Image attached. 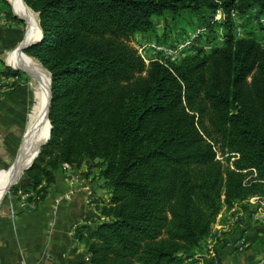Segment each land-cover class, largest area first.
Instances as JSON below:
<instances>
[{
  "label": "trees",
  "instance_id": "trees-1",
  "mask_svg": "<svg viewBox=\"0 0 264 264\" xmlns=\"http://www.w3.org/2000/svg\"><path fill=\"white\" fill-rule=\"evenodd\" d=\"M24 2L42 31L24 53L51 75V131L11 192L39 206L66 166L97 168L108 201L77 231L88 263L191 264L223 213L264 196V43L228 28L209 54L147 67L129 43L154 31L153 15L220 11L231 27L264 0ZM209 143L238 155L233 169Z\"/></svg>",
  "mask_w": 264,
  "mask_h": 264
},
{
  "label": "rangeland",
  "instance_id": "rangeland-1",
  "mask_svg": "<svg viewBox=\"0 0 264 264\" xmlns=\"http://www.w3.org/2000/svg\"><path fill=\"white\" fill-rule=\"evenodd\" d=\"M0 11V45H2V48H0L2 50V53H0L1 71L4 68L11 69L7 60L11 52L22 40L25 23L19 20V17L13 13L8 0H0ZM34 14L36 15V13ZM38 19L39 17H37V21ZM152 21L154 23V31L152 33L137 34L129 43L137 55L143 59L146 67L153 61L159 63L167 60L180 62L183 58L187 56L192 57L199 51L209 54L223 46L225 35L229 32V29L235 39L254 38L264 43V9L262 13L258 9H255L245 16H237L235 13L230 14L231 27L225 26L226 19L220 11H217L214 15L205 12L201 15L181 13L174 19L168 15H153ZM24 55L30 57L26 53ZM14 72L18 73L17 78L6 77L0 74V178L8 171L16 159L18 153L17 142L22 134L24 106L29 100L28 91L31 88L29 78L26 74L20 71ZM65 168L63 173L59 174L56 178L55 184L51 187L46 199H48L53 189H55L57 181L62 176L64 177ZM93 169L98 170L97 168L89 170L86 167V172H91ZM98 175L93 177L88 185L89 190L84 192L82 198V200L88 201L87 203L89 205L92 204L94 208L96 207L97 201H108V192L102 187V182ZM87 176L89 178L90 175ZM25 182L26 177L23 175L18 183L9 189L0 204V213L5 209L6 211L8 210L7 215L14 213V211L18 212L19 209L29 211H35L37 209L38 206L33 202L35 201L33 192H19L15 195L11 192L13 187H23ZM90 184H96L95 189L92 191H90ZM72 195L69 192L66 197L70 198ZM28 199H32L31 202H28ZM248 223L254 224L256 231L259 230L258 226L264 228V196L250 197L236 204L228 212L223 213L217 222L211 226V229H215V241L207 236L188 263L210 264L212 262L210 250L211 252L213 250L221 262L218 252L220 242L229 240L228 244L233 246V240H231L233 239V235H237L239 239H244L247 245L243 252L239 254L248 251L256 244V240L252 242L241 236L243 234H241L240 230L244 229V226ZM94 225L89 224V226ZM71 226V232L73 235H76L79 228L83 225L74 223ZM209 247L211 248L210 250ZM261 261H264V257L254 264H261Z\"/></svg>",
  "mask_w": 264,
  "mask_h": 264
},
{
  "label": "crops",
  "instance_id": "crops-1",
  "mask_svg": "<svg viewBox=\"0 0 264 264\" xmlns=\"http://www.w3.org/2000/svg\"><path fill=\"white\" fill-rule=\"evenodd\" d=\"M96 175L98 170L87 173L85 165L66 167L64 177L57 181L48 199L35 211L19 209L9 215L8 210L1 211L0 264H89L85 248L78 242L77 234L71 232V225L97 223V211L88 201L82 200ZM95 187L96 184H90V191ZM69 192L73 195L67 198ZM258 228L256 231L254 224L248 223L240 230L242 237L252 242L256 240V244L243 254L236 253L228 244L229 240L221 241L218 248L221 264H254L263 258L264 228ZM214 230L208 235L213 240ZM236 238L238 236L233 235L231 240L234 242Z\"/></svg>",
  "mask_w": 264,
  "mask_h": 264
},
{
  "label": "bare ground",
  "instance_id": "bare-ground-1",
  "mask_svg": "<svg viewBox=\"0 0 264 264\" xmlns=\"http://www.w3.org/2000/svg\"><path fill=\"white\" fill-rule=\"evenodd\" d=\"M8 2L13 13L25 23L21 40L23 45L38 40L40 28L37 14L35 15L23 0H8ZM17 47L11 52L7 62L11 68L28 76L31 88L28 91L29 100L24 106L22 134L17 142L16 159L0 178V202L12 185L21 179L23 168L40 150L39 144L45 142L49 133L47 119L49 75L36 60L27 57L24 53L17 52Z\"/></svg>",
  "mask_w": 264,
  "mask_h": 264
},
{
  "label": "built area",
  "instance_id": "built-area-1",
  "mask_svg": "<svg viewBox=\"0 0 264 264\" xmlns=\"http://www.w3.org/2000/svg\"><path fill=\"white\" fill-rule=\"evenodd\" d=\"M140 57V56H139ZM142 59V58H141ZM142 61H143V59H142ZM153 62H155V61H153ZM210 145H211V147H212V150H213V152H214V156H215V160L216 161H219L220 163H224L225 164V160L227 159V158H229V161H230V163H229V166H230V168L231 169H233V167H232V164H231V162L233 161V160H235V159H237L238 158V155L237 154H234V153H221V151L218 149V147L217 146H215L214 144H212V143H209ZM251 172V176L249 177V179H251V178H255L256 177V174H255V171L254 170H251L250 171ZM11 205V204H10ZM210 244V243H209ZM246 243H245V240L244 239H239V238H236V240L233 242V248H234V250L236 251V252H238V253H241V252H243V250L246 248ZM213 247V246H212ZM211 248L209 247V250H210ZM212 252H213V250H212ZM211 252V250H210V253H211V256H212V262L210 263V264H220L219 263V259L217 258V256H216V254L213 252L212 253ZM257 262H259V261H257ZM256 263V262H255ZM261 264H264V261H261Z\"/></svg>",
  "mask_w": 264,
  "mask_h": 264
},
{
  "label": "water",
  "instance_id": "water-1",
  "mask_svg": "<svg viewBox=\"0 0 264 264\" xmlns=\"http://www.w3.org/2000/svg\"><path fill=\"white\" fill-rule=\"evenodd\" d=\"M37 16H38V14H37ZM19 20H20V19H19ZM21 21H22V20H21ZM38 22H39V19H38ZM39 28H40V25H39ZM41 40H42V31H41V28H40V37H39L38 40L33 41V42H31V43H29V44H27V45H23V43L21 42V43L18 45L16 51H17V52H20V53H24L25 50L31 48V47L34 46V45H37V44L41 43ZM11 69H12L13 71H19V70L13 69V68H11ZM44 70H45V71L48 73V75H49V87H48L49 96H48V108H47V119H48L49 109H50V103H51V75H50V73H49L45 68H44ZM48 122H49V119H48ZM50 131H51V125H50V122H49V133H48V137H47V139L45 140V142L39 144L40 150H39V151L37 152V154L33 157V159L31 160V162H30L27 166H25V167L23 168V170H22L23 175H24V173H25L26 171H28L29 169H31L33 163L35 162V160L37 159V157H38L39 154H40L41 148L44 147V146L46 145V143L48 142V140H49V138H50ZM14 185H15V184H14ZM12 186H13V185H12ZM8 191H9V190H8ZM8 191L6 192V194L8 193ZM6 194H5V195H6ZM4 197H5V196H4ZM4 197L2 198V200L4 199ZM2 200H1L0 204L2 203Z\"/></svg>",
  "mask_w": 264,
  "mask_h": 264
}]
</instances>
